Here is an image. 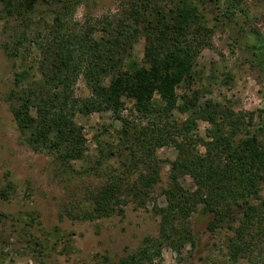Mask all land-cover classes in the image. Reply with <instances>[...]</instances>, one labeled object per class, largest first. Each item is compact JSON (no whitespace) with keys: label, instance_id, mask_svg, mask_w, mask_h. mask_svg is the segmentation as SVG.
Segmentation results:
<instances>
[{"label":"trees","instance_id":"obj_1","mask_svg":"<svg viewBox=\"0 0 264 264\" xmlns=\"http://www.w3.org/2000/svg\"><path fill=\"white\" fill-rule=\"evenodd\" d=\"M41 1H53L56 8L51 9L49 26L30 36L40 54L36 63L39 77L22 84L21 75L17 76L9 96L17 128L23 135L29 133L26 142L68 166L73 160L86 159V137L75 120L77 112L86 116L109 111L120 122L114 142L96 141L102 152L108 144L110 157L123 159L122 166L101 183L92 198L94 206L80 215L69 214L70 218L121 214L125 204L148 194V188L159 179L155 149L172 145L177 156L171 162L170 186L164 190L166 204L155 209L159 236L156 241L147 238L142 249L121 257L118 264L152 262L163 245L177 251L186 244L195 246L193 232L180 225L199 208L210 214L209 231L228 233L223 244L225 264H238L242 258H247V264H264L259 254L264 255V198L259 193L264 183V120L254 125L252 114L235 113L229 105L212 99L200 104L199 92L192 88L201 48L211 46L217 27L231 29L234 12L223 8L222 0H127L126 5L124 0L121 16L105 15L79 25L72 20L77 0ZM35 2L7 0V15L31 12ZM211 3L219 14L207 15L205 9ZM26 34L30 33L23 30L13 46H4L9 56L19 54ZM261 37L264 45V35ZM139 38L144 41L140 60L133 54ZM80 78L88 89L83 97L74 93ZM181 85L187 89L179 93ZM126 100L132 102L129 112L133 114H122ZM176 112L184 119L179 121ZM197 120L210 125L205 138L195 132ZM99 159L97 168L102 163ZM141 165L149 173L140 172L128 181ZM181 174L192 178V188L179 182ZM8 177L6 173L0 180L3 200L15 190ZM2 219L16 226L22 222V230L17 241L0 234V259L24 255L42 263L49 252L76 250L74 231L61 224L55 223L49 230L40 226L36 233L37 220L29 211L24 217L0 211ZM95 264L114 263L106 254H98Z\"/></svg>","mask_w":264,"mask_h":264},{"label":"rangeland","instance_id":"obj_2","mask_svg":"<svg viewBox=\"0 0 264 264\" xmlns=\"http://www.w3.org/2000/svg\"><path fill=\"white\" fill-rule=\"evenodd\" d=\"M6 1L0 0V180L6 173L9 174L8 178L13 181L15 190L8 200L0 198V211L20 217H24L29 211L37 220L33 227V232L36 233H40V226L49 230L55 223L74 231L75 252H49L43 258L44 264H95L98 254H106L114 264H118L121 257L142 249L147 244V238L156 241L159 236V214L155 209L166 204L164 190L170 186L171 162L176 158L177 150L172 145L155 149L154 155L160 164L159 179L152 188H148V194H142L136 201L125 204L121 214L71 219L69 214L80 215L85 209L94 206L92 198L97 194L101 183L122 166L123 159L110 157L108 144L102 152L103 149L99 150L96 141L114 142L120 122L109 111L94 112L86 116L77 112L75 120L83 127L86 137V159L73 160L68 166L62 164L52 153L37 152L31 148L25 140L29 133L23 135L13 120L9 96L15 88L17 76L21 75L22 84L38 79L36 63L40 54L30 42V36L34 31H44L49 26L53 16L51 9L56 7L53 1L47 4L37 0L31 12L10 17L7 15ZM77 1L72 20L79 25L93 23L105 15L121 16L127 3V0L125 5L124 0ZM162 1L168 3L177 0ZM222 2L223 8L234 12L231 29L226 26L217 27L211 36V46L201 48L192 88L198 90L200 104L205 99H212L229 105L235 113L252 114L255 125L264 120V45L261 44V34L264 35V0ZM239 6L245 12L239 11ZM205 11L208 16L219 14L212 3ZM23 30L30 34H26L23 45H19L22 49L17 56H9L4 46H13L16 35ZM143 47V38H139L133 45V54L138 60L143 57ZM186 89L185 85H181L177 92L181 93ZM74 93L78 97L88 94L81 78L74 86ZM125 103L122 114H133L129 112L132 102L126 100ZM175 116L179 121L184 119L183 114L176 112ZM209 126L208 122L197 120L195 132L205 138ZM249 128L253 130V127ZM198 150L203 152V146L199 145ZM98 158H102L99 159L102 163L97 168L95 165ZM140 172L149 173V170L141 165L138 172L130 175L128 181L136 178ZM178 180L185 187H193V180L188 174H181ZM259 193L264 198V183ZM141 201L144 202L142 205ZM210 218L209 213L201 208L197 209L180 225L193 232L195 246L186 244L177 251L163 245L152 262L143 264H225L226 248L223 244L228 233L209 231L207 224ZM21 225L22 222H18L16 226L11 220L2 219L0 234L8 241H17ZM257 252L259 253V248L254 255ZM259 254L264 259V255ZM14 257L0 259V264H42L38 258L31 260L24 255ZM247 263V258L238 262Z\"/></svg>","mask_w":264,"mask_h":264}]
</instances>
